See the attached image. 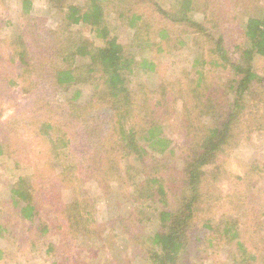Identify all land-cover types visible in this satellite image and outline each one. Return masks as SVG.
I'll list each match as a JSON object with an SVG mask.
<instances>
[{
	"label": "trees",
	"instance_id": "1",
	"mask_svg": "<svg viewBox=\"0 0 264 264\" xmlns=\"http://www.w3.org/2000/svg\"><path fill=\"white\" fill-rule=\"evenodd\" d=\"M34 1L18 0L22 26L5 40L7 71L0 54V84L9 74L0 97L9 95L7 87H20L25 100L17 124L29 127L25 134L16 127L0 142V159L19 152L27 134L37 145L25 163L16 161L20 173L11 189L10 207L28 227L24 241L37 246L59 231L68 264H84L75 243L99 237L84 187L92 180L109 207L114 201L120 208L121 185L129 191L135 209L125 218L111 206L105 240L129 239L146 264L212 258L217 264L222 251L231 264H264V233L245 230L251 223L264 227V209L248 190L263 166L255 159L242 174L229 169L236 151L264 132V76L254 66L264 59L262 0H46L61 18L53 28L37 25ZM115 15L132 31L130 45L113 34ZM84 26L96 37L77 35ZM187 48L191 65L172 79L162 55ZM83 86L91 88L87 98L75 89ZM228 181L234 187L225 192ZM224 205L242 211L247 223L231 213L217 216ZM148 208L157 228L145 237L139 231L153 220ZM6 230L0 224V233ZM46 251L57 255L53 246Z\"/></svg>",
	"mask_w": 264,
	"mask_h": 264
},
{
	"label": "rangeland",
	"instance_id": "2",
	"mask_svg": "<svg viewBox=\"0 0 264 264\" xmlns=\"http://www.w3.org/2000/svg\"><path fill=\"white\" fill-rule=\"evenodd\" d=\"M77 1L79 0H69L70 3ZM157 1L165 5L170 3V0ZM262 2V5H264V0H262ZM33 15L37 20L36 23L38 26L40 23H46V26L53 28L61 22L59 12L51 11L46 3V0L34 1ZM110 20L114 30L116 29L113 34L118 37L119 42L121 44L130 45L132 31L126 26L122 25L116 15L111 16ZM21 22L22 18L18 0H0V54L4 60L3 67L7 68L4 71H7L9 68H11V65H8L9 59L7 58V55L9 53L5 51V40L11 39L19 34L22 26ZM75 32L77 35L87 36L91 39L96 37L88 26L78 27ZM94 42L96 45H100V43H102L99 39H94ZM187 55L188 48L182 50L179 53H175L172 57L162 55L161 60L163 65L162 67H164L163 69L167 71L168 67H172L173 74L169 72V77L173 79L175 74L181 69V66L183 67L185 65L186 67H189L191 65L190 62H187L188 59H184ZM180 59H184L186 63H180ZM254 66L257 73L264 76V59L261 57L256 58L254 61ZM3 67H0V69H3ZM12 73H14L13 77H15L17 74V69L12 71ZM4 75L6 79L0 85H5L7 83L9 74L5 72ZM221 76L223 78L228 77L226 74ZM7 88L11 89V91L8 92L9 95L6 97H0V142L3 143L8 139V137H10V135L12 137L13 131L16 130V127L19 128V126H23V134L29 130V127L28 129L25 128L26 123H21L19 125L17 124L21 121L17 119L20 110L19 105L23 102V100H25V96L22 94L19 86H9ZM75 89L82 90L86 98L91 94V88L89 86H83L79 88L76 87ZM73 93L74 90L72 89L69 94L72 95ZM14 119L16 121H14ZM27 136L28 137L26 140L28 143L23 145V148L19 152L18 150L17 152H12V155H9L10 157L8 159H0V224L7 228L5 232L0 233V248H2L4 251V255L0 257V264H68V261L65 258V253L63 255V253L60 252L62 247V237L59 231H56L57 234H54V231L49 233L47 236H44L39 240V245L34 246V240L29 238L27 239V242L24 241L23 237L25 236L26 228L28 229V227L24 222L22 225L21 220L17 219L15 214L16 211L12 210L10 207L11 189L17 182V176L14 175L20 173V170L17 167L18 165H16V161L21 160L25 163L27 156L31 152V148L37 147V145L32 141L30 135L27 134ZM173 137L179 142L183 141L180 134L174 133ZM13 142L14 147H17L18 144L16 143V140ZM12 150L15 151L16 149ZM255 159H257L262 164L263 167L259 171V173H262L260 174L259 178H257L258 180L250 185L251 187L248 190L251 193L256 194L258 200L256 201L258 202L259 206L264 209V132L254 133L251 136V140H249V142H247L245 145H242L236 151L230 160L229 169L234 175L242 174ZM48 181L49 180L47 177L44 182L47 183ZM84 187L86 188V191L89 192L90 198L94 202L96 219L98 223L97 230L99 232V237L96 239L82 238L81 240H78L77 243H75V246L80 248L79 254L81 259L84 260V264H146L145 260L140 255H134L133 243L129 239L115 238L111 242H106L105 240L108 230L103 229V226L108 219L107 212L111 214V206H113V209L118 210V212L125 218L131 217L132 211L135 209L134 205L136 204H134L133 201L129 199V191L127 192L124 190L122 185L121 190H116L119 194L120 203V208H116L115 203H113L114 201L111 202L112 205L109 207L107 199H105L99 185L95 181H87ZM222 187L224 191L227 192L234 187V184L228 181L222 183ZM71 199L72 196L70 195L69 191L64 190L62 194L63 202L69 203ZM46 205L47 204L43 202V210L50 209L49 206ZM146 212L153 220L152 222H146V225L143 227V229L139 231L141 234H144L145 237H147L149 234H152L157 228L155 212H153V210L150 208L146 209ZM224 213H231L233 217L237 218V220L240 218L242 221H244V223H247V221L244 220L242 211L238 209L235 210L231 207H227L226 205L220 206V211L217 212V216H220ZM262 221L264 226V217ZM252 226V223L249 224V227H246L245 230L250 234L254 233V235L257 233H261L262 235V233H264V227L256 229ZM35 244H38V240L35 241ZM49 246H53L57 249V255L52 256L46 254V249H48ZM64 250H66V248ZM89 251L94 252V255L90 256V258H88ZM222 255V259L218 260L217 264H231V262L226 259L225 255L227 254L225 251H222ZM214 261L215 259L213 258L209 259L206 264H215L216 262ZM189 264H197V260L192 259Z\"/></svg>",
	"mask_w": 264,
	"mask_h": 264
}]
</instances>
